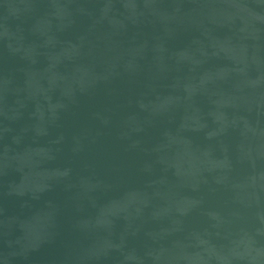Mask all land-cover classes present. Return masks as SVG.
I'll use <instances>...</instances> for the list:
<instances>
[{
    "label": "water",
    "instance_id": "obj_1",
    "mask_svg": "<svg viewBox=\"0 0 264 264\" xmlns=\"http://www.w3.org/2000/svg\"><path fill=\"white\" fill-rule=\"evenodd\" d=\"M0 264H264V0H0Z\"/></svg>",
    "mask_w": 264,
    "mask_h": 264
}]
</instances>
